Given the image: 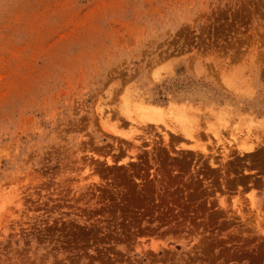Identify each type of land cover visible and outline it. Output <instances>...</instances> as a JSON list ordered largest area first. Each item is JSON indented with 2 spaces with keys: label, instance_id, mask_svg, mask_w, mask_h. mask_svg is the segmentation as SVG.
<instances>
[{
  "label": "rangeland",
  "instance_id": "374dc122",
  "mask_svg": "<svg viewBox=\"0 0 264 264\" xmlns=\"http://www.w3.org/2000/svg\"><path fill=\"white\" fill-rule=\"evenodd\" d=\"M0 264H264V0H0Z\"/></svg>",
  "mask_w": 264,
  "mask_h": 264
},
{
  "label": "bare ground",
  "instance_id": "6f19581e",
  "mask_svg": "<svg viewBox=\"0 0 264 264\" xmlns=\"http://www.w3.org/2000/svg\"><path fill=\"white\" fill-rule=\"evenodd\" d=\"M171 113H173V112H171ZM176 113L177 112L175 111L174 114H176ZM139 114H140V117H141L142 122L144 124H146L148 122H154V123L158 124V122L163 121L162 118H163L164 115H166V113L164 111H162V110H160L158 108H153V107H143V108H141L139 110ZM138 123H141V122H138ZM193 132L194 131H192V130L191 131H187V132L184 133V135L186 137H190V136H192ZM255 147L251 146L250 148H244L243 150L250 154V153L255 152Z\"/></svg>",
  "mask_w": 264,
  "mask_h": 264
}]
</instances>
